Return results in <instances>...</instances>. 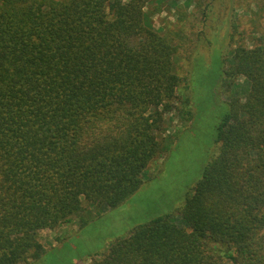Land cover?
<instances>
[{"label":"trees","instance_id":"1","mask_svg":"<svg viewBox=\"0 0 264 264\" xmlns=\"http://www.w3.org/2000/svg\"><path fill=\"white\" fill-rule=\"evenodd\" d=\"M217 1L186 6L206 20ZM155 2L0 0V264L40 260L42 231L117 208L162 157L186 79ZM239 80L178 222L138 226L91 264H264V34L231 52L222 83Z\"/></svg>","mask_w":264,"mask_h":264},{"label":"rangeland","instance_id":"2","mask_svg":"<svg viewBox=\"0 0 264 264\" xmlns=\"http://www.w3.org/2000/svg\"><path fill=\"white\" fill-rule=\"evenodd\" d=\"M162 1L145 11L153 28L177 47L175 72L186 79L176 92L183 114L165 116L167 132L160 134L165 151L144 171L139 189L117 208H89L85 221L74 218L42 231L45 254L32 264H91L138 226L165 216L177 223L178 210L218 153L217 127L229 111L230 97L243 98L245 87L239 80L224 88L223 68L237 45L251 48L264 34V0H218L206 20L194 3Z\"/></svg>","mask_w":264,"mask_h":264}]
</instances>
